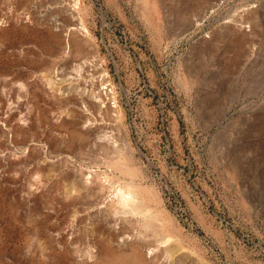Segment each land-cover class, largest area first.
Listing matches in <instances>:
<instances>
[{
  "label": "rangeland",
  "instance_id": "obj_1",
  "mask_svg": "<svg viewBox=\"0 0 264 264\" xmlns=\"http://www.w3.org/2000/svg\"><path fill=\"white\" fill-rule=\"evenodd\" d=\"M1 1L18 16L28 0ZM67 3L77 25L55 29L64 43L53 56L47 54L54 40L44 29L36 27L32 36L3 24L0 77L35 88L29 95L36 122L29 124L33 131L39 122L49 128L40 129L44 137L35 144L24 140L29 149L2 145L6 168L20 163L12 177L0 180V264L77 263L60 258L48 241L75 237L85 252L82 226L76 229L78 221L59 203L54 185L78 175L100 188L93 212L106 217L128 245L155 250L158 261L264 264V0ZM240 26L246 28L238 32ZM70 28L87 45L90 66L81 76L64 74ZM69 87L99 92L108 110L52 97ZM70 108L103 123L102 138L110 146L64 125ZM57 136L64 144L54 143ZM49 167L52 182L42 185ZM127 185L142 189L135 190L137 214L112 208ZM28 191L35 200L25 199Z\"/></svg>",
  "mask_w": 264,
  "mask_h": 264
},
{
  "label": "bare ground",
  "instance_id": "obj_2",
  "mask_svg": "<svg viewBox=\"0 0 264 264\" xmlns=\"http://www.w3.org/2000/svg\"><path fill=\"white\" fill-rule=\"evenodd\" d=\"M43 1H44V3H43ZM64 1L66 2V4H63ZM69 1H71V0H40L39 2H38V0H28L27 2H24L20 6V13L18 16L13 15V13L11 14L10 8L8 9V7L6 8L5 6L1 5L0 6V37L2 35H4L2 33L3 24H5V25L6 24H9V25L12 24L11 27L14 25L12 27L13 30H15V27H18V29L21 31H25V32L31 31L30 33L32 34V36L36 35V31H37L36 27H38L39 29L42 28L45 30V32H48V34H49L48 37H50L49 39H51V41L54 40V47L49 48L47 55L53 56V55L57 54L58 51L62 50V46H63L64 42L62 43V38H60V35L56 34L55 29L57 30V28H59V29L63 30V27H65V25L68 26L67 25L68 22H69V24L71 23V25L73 27L77 25L76 20L74 18L75 16L72 14V12L70 10L71 8L68 5L69 3H67ZM217 1L221 4L224 0H217ZM1 2H3V0ZM4 5H5V3H4ZM38 7H39V9H40V7L43 8L41 11L42 15H40V14L37 15V13L39 11L37 12L36 9ZM209 10L211 11V9H209ZM244 28H246V27L240 26L238 28V30L237 29L236 30L238 32H241L242 29H244ZM74 29L75 28H70L67 31L70 38H72V50H70L68 52V54H69L68 57L70 59L69 60V66H68L69 70H67L64 74L65 75L81 76L80 73H83L89 65L88 58L86 57L87 54H86V52L84 53V50H86L87 45L85 44V42H83V40H79L78 38H76V35L74 33ZM231 29H233V28H231ZM65 30H67V29H65ZM234 30H235V28H234ZM48 44H49V42H48ZM67 63H65V64H67ZM62 72H64V71H62ZM67 79H69V81H70L71 79L73 80L75 78L68 77ZM25 85L27 86V83ZM26 86L20 85V84L18 85L17 83H13V82L8 81L7 79H5L3 77H0V113L7 106V111H6L7 115L5 114L6 118L4 120H2L3 126L0 125V180H3V178L7 175H9V176L13 175V172H15L16 166L20 163V162L16 163L13 161V163H10V166L8 168H6L9 165V163H8V165L6 164L7 166L4 165L3 161L6 159L7 156L5 155L6 152L4 151V153H3V151L1 150V148L3 149L2 145L5 144L7 141L8 142L10 141V142H13L14 144L17 143V145L19 147H21V149L26 148L24 146H26L27 143L33 144L34 141L39 142L40 138L42 136L44 137V135H41V133H40L42 130L41 128H45L49 124V123H45V122L40 124V122H39V123H37V128L35 126V128H34L35 130L34 131L32 130V127H31L32 123L29 124V122L30 121L36 122V119H35V117H33V113L35 115V112H34L35 108H34L33 103H32L33 99L31 100V96L29 95V93L30 94L35 93V88L32 86L27 88ZM73 87H69V88H65V89L58 88V92H55L52 95V97H54V99L57 98L58 100L69 98L76 105L81 106V104H87L88 107L93 108L99 112H101V108H106V111L108 110L107 107L105 106L108 103L105 102L106 101L105 98L101 97V94L99 95V92L97 93V95H95L93 93V90L86 91L87 93H85L84 89L75 90L74 88H78L77 84L75 85L74 88ZM5 91H9L8 93H10V95H11L10 96L11 99L9 100L10 102L5 99L7 96L4 98ZM108 108L110 109V106ZM82 111H84V110H82ZM82 111L76 110V109L75 110H73V109L66 110V112H64L63 115H64V118L67 122L64 121L63 124L64 125H70L71 129H76V130H78V132L79 131L83 132L84 135H86L88 139L89 138L93 139L94 142L97 143L99 146L103 145V147H105V148L110 146L108 144L106 145V143L104 142L105 140H103L104 138H102L104 136V132H106V131H104L105 127L102 125L103 123L100 124V123H98L99 121L95 122L96 120L90 121L91 119H89L86 116V114L83 113ZM85 112H87V111L85 110ZM92 112H94V111H92ZM52 117H54V116H52ZM49 118H51V117H49ZM9 120H12L13 123L9 124ZM50 123H53V122H50ZM52 125H54V124H52ZM4 126L8 127V129L5 131H3ZM47 128H49V127H47ZM47 128H45V129H47ZM45 129H44V131H46ZM101 134H103V135H101ZM46 135L47 134H45V136ZM48 138H50V137H48ZM81 139H83V138H81ZM24 140L27 143H25ZM42 140H43V138H42ZM49 140H51V139H49ZM42 142H45V141L43 140ZM64 142H65V138H63L61 136L60 137L59 136L54 137V143L56 145H62V144H64ZM5 145H7V144H5ZM50 147H52V146L50 145ZM21 149H19V150H21ZM26 149H29V148H26ZM106 150H108V149H106ZM11 161H12V159H11ZM6 162H8V161H6ZM45 165H48V164H45ZM37 166L40 167L39 165H37ZM6 169H7V171H6ZM129 171L130 170H126L127 173ZM47 172L50 174H43L42 175V178H41V184L42 185L43 184H49L50 185L52 182L50 177H51V173H54V171L51 170V168H50V170ZM57 172H59V171H57ZM36 178H37V176H36ZM58 180H57V182L55 180L54 182H56V183H54V182L53 183H54V185H56V187L59 188V190L61 192V196L59 198V203L65 205L66 208H68L70 210V213L72 214L75 221L76 222L78 221V225H77L76 229L78 230L79 226H82L81 231H79L80 233L78 235H80L83 244H85V247H83L85 249V252L82 251L83 253H81L80 249H78L75 246L76 242L73 241V239L75 237L64 238L65 239L64 241H61V240L58 241V238L53 239V240L52 239L49 240L48 242L50 244H52L54 248L57 247V250H59L60 258H63V259L70 258L72 261L76 260L77 261L76 264H174L172 262L158 261L157 254H156L155 250L148 249V248L145 249L144 245L137 246L133 243L128 245V240H126L127 238L124 237L123 234L120 236L119 232H117L114 229V226L108 221V219L106 217H104L103 215L102 216L97 215V213L95 214L93 212L94 209L92 210V208H94L97 204H99V201L101 199L100 198V188L97 186V184H94V182H88L87 180H85L83 178L82 175H78L73 180L71 179V181H67L66 183H60ZM58 188H57V190H58ZM139 189L142 190L140 187H131V185H127L126 188H124L122 190L119 189L120 191L116 195L117 196V202L115 203L114 206H112V208L114 210H116V206H117V209L119 207H121L120 209H121L123 214H126V213L137 214L138 208L136 207L137 206L135 203L136 198H134V196H135V190H139ZM42 192H45V191L43 190ZM31 193H30V191L27 192V196L25 197L26 200L33 201L34 198H33V195ZM37 196L38 195H36V197ZM49 198H50V196H49ZM39 201H40V199H39ZM55 207H57V206L55 205ZM94 211H96V210H94ZM52 212H54V211H52ZM147 225L148 224H145V226H147ZM68 235H69V233H68ZM134 238H131V239H134ZM126 247L129 248V252H126ZM50 251H52V250H50ZM161 252H159V253H161ZM61 262H63V261H61ZM59 263H60V261H59Z\"/></svg>",
  "mask_w": 264,
  "mask_h": 264
},
{
  "label": "crops",
  "instance_id": "obj_3",
  "mask_svg": "<svg viewBox=\"0 0 264 264\" xmlns=\"http://www.w3.org/2000/svg\"><path fill=\"white\" fill-rule=\"evenodd\" d=\"M208 10V9H207Z\"/></svg>",
  "mask_w": 264,
  "mask_h": 264
}]
</instances>
